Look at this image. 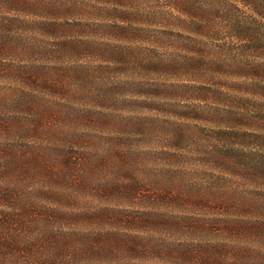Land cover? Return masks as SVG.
Listing matches in <instances>:
<instances>
[{
	"label": "trees",
	"instance_id": "16d2710c",
	"mask_svg": "<svg viewBox=\"0 0 264 264\" xmlns=\"http://www.w3.org/2000/svg\"><path fill=\"white\" fill-rule=\"evenodd\" d=\"M105 72L125 78L97 84ZM159 72L264 102V0H0V264H264L262 243H228L264 241V116L224 110L232 142L212 153L263 192L192 180L169 166L181 155L158 117L108 113L123 95L165 91ZM224 75L247 94L221 92ZM84 100L104 102L88 120L58 103ZM69 185L106 200L80 214L88 227H75Z\"/></svg>",
	"mask_w": 264,
	"mask_h": 264
},
{
	"label": "rangeland",
	"instance_id": "374dc122",
	"mask_svg": "<svg viewBox=\"0 0 264 264\" xmlns=\"http://www.w3.org/2000/svg\"><path fill=\"white\" fill-rule=\"evenodd\" d=\"M180 49L182 50L183 48ZM139 76L142 78L149 77L148 73H139ZM150 77L156 78V81L161 84V90L164 88L165 91L163 90L157 93V96H145L137 94V92L134 93L136 94L135 96L132 94L128 96V91L122 89L123 91L121 93L127 94L126 96H128V98L123 95L121 98L125 102L111 104V109L110 111L108 110V113L116 117L135 118L139 120L158 117V119L163 122L162 126L157 129L162 142L166 145V142H170V145L174 144L173 147L175 148L172 150L181 155V158L177 161H169L168 163H171L169 166L171 168L173 166V169L179 170L186 176L191 175L192 180H198V182H214L219 188H231L230 191L263 192L258 187V183H255L252 178L245 177L242 172L237 173L238 175L231 176L226 173H221L224 169L221 165L215 163L216 161L214 162L213 154L216 151V147H219L225 152L224 150H227L225 146L232 142V139H229L227 134L220 133L225 129V126L220 123V120H222L221 117H219L221 113H223L224 110H226L227 113H230L232 110H239L245 113L248 112L250 116L262 117L264 116V102H245L240 100L232 102V97L230 98L228 96L225 100H218L215 98L216 94L213 92L203 91L200 88H193L191 86L194 85H190H204L203 83L207 80L199 78L200 80L196 79L197 81H192L193 79L183 73L159 72L154 76L150 75ZM124 78L125 76L121 74L114 75L105 72L103 74H96L94 79L97 84H101L108 80L115 79V81H120ZM231 78L224 75V82L228 81L230 84H227L228 87L221 88L220 91L229 96H243L247 94L248 89L241 84L245 79L236 76ZM235 82H238L240 85H237ZM185 84L189 86H185ZM167 85H169L170 88L171 86L175 88L170 93H167L168 91H166L165 88ZM98 87L96 89H98ZM3 94L4 91H1L0 97L4 96ZM52 103L55 102H51V104ZM58 103L64 105V107L68 106V108H64L65 112H70L72 117L76 118L77 116L87 119L86 117L92 114L89 112L90 109L94 110L93 108L95 106L101 105L104 102L84 100L80 102ZM57 116L60 117L61 112L54 113V118L51 120L54 127L58 129L65 128L66 126L57 120ZM73 122H76V120L72 121V123ZM69 126L73 125L69 123ZM138 132L139 130H136L137 135ZM105 147L106 146L103 145V148ZM96 148L98 149V147ZM230 156L234 157L235 155L231 154ZM208 174L210 177H208ZM12 181L14 185H18L21 188H23V186L34 187L38 184V182L34 180L26 182L12 178ZM16 181H18V183ZM65 189L67 191L66 194L71 200L75 201L71 211L77 214L75 227L90 226L86 220L79 218L80 214L85 212L89 207L97 206L100 202L106 200L98 198L93 191H85L74 185L66 186ZM214 206L215 205H213V207ZM205 212L217 213L218 211L216 212V209L207 208ZM111 224L112 222H108L105 225L107 227L109 225L111 226ZM225 236L227 237L229 234ZM250 239L255 242L254 245L262 243V246H264V241L258 238H244L242 236H231L230 242L228 243L231 246H237Z\"/></svg>",
	"mask_w": 264,
	"mask_h": 264
}]
</instances>
